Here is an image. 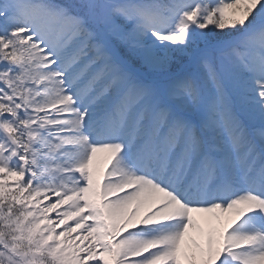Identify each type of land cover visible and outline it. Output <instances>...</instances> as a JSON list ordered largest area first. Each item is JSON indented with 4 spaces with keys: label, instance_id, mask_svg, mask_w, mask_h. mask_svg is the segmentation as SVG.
<instances>
[{
    "label": "snow or ice",
    "instance_id": "6c2138e0",
    "mask_svg": "<svg viewBox=\"0 0 264 264\" xmlns=\"http://www.w3.org/2000/svg\"><path fill=\"white\" fill-rule=\"evenodd\" d=\"M0 264H264V0H0Z\"/></svg>",
    "mask_w": 264,
    "mask_h": 264
}]
</instances>
